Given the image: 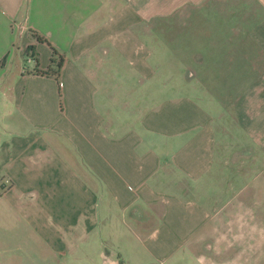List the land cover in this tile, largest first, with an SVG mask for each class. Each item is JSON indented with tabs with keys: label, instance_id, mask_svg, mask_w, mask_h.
<instances>
[{
	"label": "crops",
	"instance_id": "0c3cea01",
	"mask_svg": "<svg viewBox=\"0 0 264 264\" xmlns=\"http://www.w3.org/2000/svg\"><path fill=\"white\" fill-rule=\"evenodd\" d=\"M165 17L212 18L180 87L143 41ZM262 161L264 0H0V264L226 256Z\"/></svg>",
	"mask_w": 264,
	"mask_h": 264
},
{
	"label": "rangeland",
	"instance_id": "374dc122",
	"mask_svg": "<svg viewBox=\"0 0 264 264\" xmlns=\"http://www.w3.org/2000/svg\"><path fill=\"white\" fill-rule=\"evenodd\" d=\"M212 19L211 17H199V22H201L197 27L196 31H193V27L196 26L194 24L193 27L190 25L183 30V32L178 30V25H172L173 20L169 17L163 18L162 23L159 22L157 27L153 29L152 36L143 35V41L149 44L150 51L152 52L151 59L152 60H160L163 66V72L161 76L164 78L171 77L173 80L168 81L167 83H171L173 86H181L184 74L186 73V69L183 64L185 60L190 58V48L191 42L200 50L205 51L203 46V42L205 39L204 29L206 27H202L204 25H212L210 22L208 24V20ZM179 37V39H178ZM197 42V43H196ZM201 68L200 66H198ZM204 69V67L201 68ZM206 93H201L202 100L201 102H205ZM230 117L226 118L227 124L230 122ZM241 137V135H240ZM231 146L236 147L238 144H234L233 140H230ZM237 148V158H242V156L246 151L245 146ZM233 161V162H239ZM261 168L262 176L264 177V161L258 164ZM257 167V166H256ZM264 179V178H263ZM261 199L263 203V207L260 209L257 208L258 214H256V219L252 217V209H247L245 211L246 217L249 216V221L246 223L245 234L242 236H230L229 249L230 251L226 252V256H214L213 247L214 241H210V243L204 244H193L189 245L188 243L184 245L186 249H190L193 254L189 258H180L177 254H170L168 252H155L154 255L151 254H136L133 249L128 246H122V254L124 259L130 258L129 264H135L134 259H138L140 264H211L210 260L199 258V255H204L206 257H212L213 260L224 262L229 260V263L224 264H264V187L261 192ZM251 216V217H250ZM116 251V250H115ZM117 252V251H116ZM113 258H119V255L116 253L112 255ZM93 258V259H92ZM92 258L85 257L82 259L80 264H110L104 258H101L99 255L92 256ZM123 258H121L123 260ZM73 264L77 262L72 259ZM79 264V263H78ZM128 264V263H127Z\"/></svg>",
	"mask_w": 264,
	"mask_h": 264
},
{
	"label": "trees",
	"instance_id": "16d2710c",
	"mask_svg": "<svg viewBox=\"0 0 264 264\" xmlns=\"http://www.w3.org/2000/svg\"><path fill=\"white\" fill-rule=\"evenodd\" d=\"M56 64V68L57 70L61 67L62 65V59H60L59 62H56L55 60H52V65L55 66ZM38 73H42V74H49L50 72L49 71H42V70H37Z\"/></svg>",
	"mask_w": 264,
	"mask_h": 264
}]
</instances>
